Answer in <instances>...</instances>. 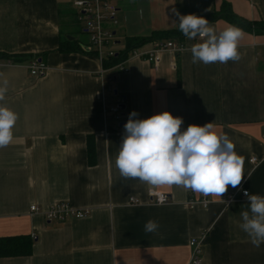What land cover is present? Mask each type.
<instances>
[{"label": "crops", "instance_id": "obj_1", "mask_svg": "<svg viewBox=\"0 0 264 264\" xmlns=\"http://www.w3.org/2000/svg\"><path fill=\"white\" fill-rule=\"evenodd\" d=\"M72 2L0 0V54L26 57L0 65V84L8 81L0 104L18 115L11 143L0 148V239L36 237L30 256L0 264H189L191 241L201 245L200 264H264V243L255 247L239 227L249 211L240 192L264 196V34L242 31L235 62L193 63L190 48L201 41L184 38L183 50L164 53L157 69L132 57L125 71L105 70L75 25ZM222 3L243 19L264 20V0H114L116 42L122 50L127 39L174 30L173 9L205 16ZM210 25L218 33L229 26ZM61 42L84 52L61 51ZM33 57L47 65L44 77L29 76ZM119 99L120 124L133 111L138 119L169 111L183 119L182 131L212 122L244 159L242 184L190 210L186 201L200 193L122 177L115 160L124 127L113 130L106 114ZM151 189L169 195V204L144 203ZM231 194L238 201L227 203ZM131 197L143 204H129ZM56 203L88 213L49 223L30 212ZM150 219L159 224L152 233L144 230Z\"/></svg>", "mask_w": 264, "mask_h": 264}, {"label": "clouds", "instance_id": "obj_2", "mask_svg": "<svg viewBox=\"0 0 264 264\" xmlns=\"http://www.w3.org/2000/svg\"><path fill=\"white\" fill-rule=\"evenodd\" d=\"M173 12L180 32L189 40L201 41L190 48L193 63L225 64L241 58L238 43L242 29L229 25L218 33L203 16L181 15L176 9ZM7 85V80L0 84V101L5 99ZM137 116L136 111L130 113L115 160L122 177L154 187L182 186L205 197H223L229 186L238 188L242 184L244 159L227 134L214 131L212 122L190 124L182 131L183 119L169 111L145 119ZM17 119L14 111L0 104V148L11 143ZM244 195L249 211L241 212L239 227L259 247L264 243V196L246 190ZM158 228V222L151 219L144 225L148 233Z\"/></svg>", "mask_w": 264, "mask_h": 264}, {"label": "built area", "instance_id": "obj_3", "mask_svg": "<svg viewBox=\"0 0 264 264\" xmlns=\"http://www.w3.org/2000/svg\"><path fill=\"white\" fill-rule=\"evenodd\" d=\"M114 0H73L72 6L75 9L76 15L75 20L79 24L81 30L87 35L88 42L93 52L95 53L96 58L103 65L105 59L113 58L118 55V52L121 50L117 46L116 42V33L114 29L117 27L118 20L116 18L117 7L113 3ZM183 50V45L177 43L176 41L171 40H160L153 41L148 43V47L144 49V46L133 49L127 56V58L119 63L113 69H120L125 71L124 65L126 60L132 57L144 60L148 62L153 69L161 64V57L164 53H169L172 55L178 54ZM6 64H16L10 60H0V65ZM29 76L32 78H41L46 75L48 70L47 65L43 64L42 61L36 57H33L30 61L25 62ZM122 102L121 99L115 103L114 106L106 109V114L110 115L116 125L113 127V130L120 128V122L122 118ZM256 158H252L250 162H256ZM245 190L240 192V199H245L244 195ZM225 201L227 203L238 201L236 195H229ZM170 196L164 193H161L157 190L151 189L147 192V205H159L163 206L169 204ZM187 207L190 210H194L197 207L207 208L210 204L208 196L205 197L202 194L198 198H188ZM128 203L133 206L142 205L143 201L140 198L131 197L128 200ZM30 212L33 214H41L46 222H66L67 219L76 218L81 219L86 216L88 211H77L69 206L68 203H56L51 205L47 209H42L31 205ZM33 240H36V237L31 236ZM191 247V255L189 264H200L201 263V245L196 241H191L189 243Z\"/></svg>", "mask_w": 264, "mask_h": 264}, {"label": "trees", "instance_id": "obj_4", "mask_svg": "<svg viewBox=\"0 0 264 264\" xmlns=\"http://www.w3.org/2000/svg\"><path fill=\"white\" fill-rule=\"evenodd\" d=\"M209 23L216 22L217 20H223L229 25H235L242 29L244 32H250L255 35L264 34V20L249 21L243 19L238 15L234 14L230 9L229 4L222 3L220 8L210 14L203 16ZM186 38L179 30L178 26L174 30L161 31L160 33H154L146 38H134L127 39L124 43V48L118 52V55L113 58L105 59L103 63V68L105 70L113 69L119 63L123 62L128 54L135 48L142 47L149 42L160 41V40H171L176 41L182 45V41ZM69 43L61 42L59 49L64 52H74L80 51L84 52L82 48L78 45L74 47H69ZM26 57L23 56H9L7 54H0V60H10L11 62L17 63L22 62ZM115 77H111L110 80L113 81ZM107 83V82H106ZM108 86V83L106 84ZM33 240L28 236L21 237H10L7 239H0V258H10V257H25L32 254Z\"/></svg>", "mask_w": 264, "mask_h": 264}, {"label": "water", "instance_id": "obj_5", "mask_svg": "<svg viewBox=\"0 0 264 264\" xmlns=\"http://www.w3.org/2000/svg\"><path fill=\"white\" fill-rule=\"evenodd\" d=\"M115 94H117V92H115ZM122 100H124V98L122 97ZM121 108H122V110H124L125 109V105L124 104H122L121 105ZM124 125H125V123L124 122H122L121 124H120V126H123L124 127Z\"/></svg>", "mask_w": 264, "mask_h": 264}, {"label": "rangeland", "instance_id": "obj_6", "mask_svg": "<svg viewBox=\"0 0 264 264\" xmlns=\"http://www.w3.org/2000/svg\"><path fill=\"white\" fill-rule=\"evenodd\" d=\"M113 3H114V1H113ZM115 3H116V2H115ZM75 25H77V26L79 27V24H78L77 22L75 23ZM117 46L120 47L119 45H117Z\"/></svg>", "mask_w": 264, "mask_h": 264}]
</instances>
